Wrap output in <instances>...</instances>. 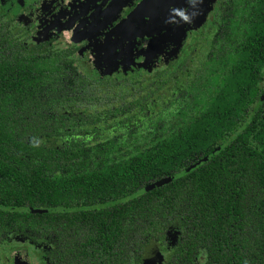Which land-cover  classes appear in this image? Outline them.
<instances>
[{
	"label": "trees",
	"instance_id": "trees-1",
	"mask_svg": "<svg viewBox=\"0 0 264 264\" xmlns=\"http://www.w3.org/2000/svg\"><path fill=\"white\" fill-rule=\"evenodd\" d=\"M222 4L198 67L154 81L78 74L24 47L0 12V240L57 225L78 250L122 252L175 222L206 256L235 244L245 259L264 220V0Z\"/></svg>",
	"mask_w": 264,
	"mask_h": 264
},
{
	"label": "flooded vegetation",
	"instance_id": "flooded-vegetation-1",
	"mask_svg": "<svg viewBox=\"0 0 264 264\" xmlns=\"http://www.w3.org/2000/svg\"><path fill=\"white\" fill-rule=\"evenodd\" d=\"M143 1L0 0V12L6 29L24 47L38 56L63 55L78 74L99 79L138 74L154 81L164 72L174 74L184 61L185 72L196 69L218 30L216 15L224 0H149L136 13ZM108 70L114 74L106 75ZM259 77L254 87L258 101L264 102V69ZM167 90L166 98L175 95ZM53 228V235L43 239L7 233L0 240V264H240L246 259L248 264H264V220L260 231L252 230L255 236L243 260L235 244L232 258L206 256L203 247L181 241L175 222L166 226L160 239L154 235L146 244L122 252L111 250L113 242H105L102 250H78L73 234L63 242L57 225ZM123 255L129 257L127 262L119 260Z\"/></svg>",
	"mask_w": 264,
	"mask_h": 264
},
{
	"label": "water",
	"instance_id": "water-1",
	"mask_svg": "<svg viewBox=\"0 0 264 264\" xmlns=\"http://www.w3.org/2000/svg\"><path fill=\"white\" fill-rule=\"evenodd\" d=\"M148 3H149V0H144V1L141 3L140 8L137 10L136 13H138L139 10H142L144 7H147ZM143 65H144V64H142V66H143ZM197 164H199V163H197ZM195 166H196V165H193V166L189 167L188 169H186V172L190 171V170H191L192 168H194ZM172 180H173V179H172L171 177H168V178L162 179V180H160V181H157V182H155V183H153V184H151V185L145 187L144 190H145L146 192L151 191V190L155 189L156 187H161V186H163V185H166V184L170 183ZM29 211H30L31 213H36V214H37V213H38V214H43V213H46V212H47L46 210H29Z\"/></svg>",
	"mask_w": 264,
	"mask_h": 264
},
{
	"label": "rangeland",
	"instance_id": "rangeland-1",
	"mask_svg": "<svg viewBox=\"0 0 264 264\" xmlns=\"http://www.w3.org/2000/svg\"><path fill=\"white\" fill-rule=\"evenodd\" d=\"M106 72H107L106 75H109V76H111L112 74H114V70H108Z\"/></svg>",
	"mask_w": 264,
	"mask_h": 264
}]
</instances>
